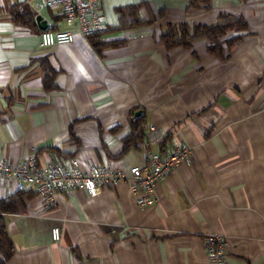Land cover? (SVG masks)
Listing matches in <instances>:
<instances>
[{"label":"crops","instance_id":"0c3cea01","mask_svg":"<svg viewBox=\"0 0 264 264\" xmlns=\"http://www.w3.org/2000/svg\"><path fill=\"white\" fill-rule=\"evenodd\" d=\"M15 6L40 16L46 31L70 28L40 0H0V163L145 167V139L122 153L136 113L163 132L155 150L185 143L192 157L144 209L125 183L95 198L57 194L53 204L23 192L22 211L3 215L14 247L5 264H207L214 234L223 237L226 264H264V0H211L191 10L186 0H101L98 47L75 34L70 44L42 48L44 31L18 24ZM129 8L141 24L131 25ZM225 17L243 19L246 30L232 49L223 44L221 58L207 40L187 49L160 40L168 26ZM17 193L0 181V202Z\"/></svg>","mask_w":264,"mask_h":264},{"label":"built area","instance_id":"2783aa9c","mask_svg":"<svg viewBox=\"0 0 264 264\" xmlns=\"http://www.w3.org/2000/svg\"><path fill=\"white\" fill-rule=\"evenodd\" d=\"M50 10L61 13L69 24L68 30L42 32L41 47L52 48L59 43H72L75 34L89 42V37L102 32L99 17L101 0H40ZM161 130L148 125L145 129V145L148 149L147 165L132 167L127 173L115 172L108 167H100L92 163L80 170L77 160L49 163L45 168L37 166L33 159L22 164L0 163V181L13 183L17 192L34 191L46 204L54 203V196L61 194L70 196L74 192L84 191L90 198L101 193L102 188H111L118 183H125L140 209L154 206L158 201L159 184L182 163L192 157V148L179 143L170 152H159L155 147L163 140ZM51 240H61V228L51 229ZM207 264H226L225 243L220 235L209 236L206 240Z\"/></svg>","mask_w":264,"mask_h":264},{"label":"trees","instance_id":"16d2710c","mask_svg":"<svg viewBox=\"0 0 264 264\" xmlns=\"http://www.w3.org/2000/svg\"><path fill=\"white\" fill-rule=\"evenodd\" d=\"M239 1L244 3L249 0ZM186 2L188 3V10L201 8L208 9L210 7L211 0H186ZM17 8L18 6H15L13 10L15 21L21 26L28 27L31 30H37L35 22L36 14L28 7H22L20 10ZM129 10V18L131 17L129 21L131 22V25L136 26L141 24L136 17V9L129 8ZM119 15H124V11L120 10ZM54 20L56 22L57 18H54ZM245 30L246 23L243 19L225 17L211 25L189 26L182 24L177 26H168L167 31L161 35L160 40L167 48L182 47L186 49L190 48L196 41L207 40L211 44L208 48L209 53L221 58L223 55V44H225L229 50L232 49L241 42L243 38L241 34ZM100 33L101 32L89 37V42L92 46L98 47ZM229 33L238 34L223 43L222 39ZM42 63L45 64L47 62L44 60ZM47 75L48 76L44 78V86L46 90H50L53 87L51 79L53 77V72L50 71ZM144 121L145 120L142 114L133 119L131 123V132L125 139L122 153H126L130 150V148L135 147L138 142H142L145 139L146 128L144 127ZM27 195L28 193L19 192L13 199L7 202H0V264H5L14 252L13 244L6 231V220L3 215L21 212L23 209L21 202ZM18 203L20 204L18 205Z\"/></svg>","mask_w":264,"mask_h":264},{"label":"water","instance_id":"95a60500","mask_svg":"<svg viewBox=\"0 0 264 264\" xmlns=\"http://www.w3.org/2000/svg\"><path fill=\"white\" fill-rule=\"evenodd\" d=\"M36 23L38 28L41 31H46L48 28V23L46 21H44L40 16L36 17ZM135 116H139V113H136Z\"/></svg>","mask_w":264,"mask_h":264},{"label":"rangeland","instance_id":"374dc122","mask_svg":"<svg viewBox=\"0 0 264 264\" xmlns=\"http://www.w3.org/2000/svg\"><path fill=\"white\" fill-rule=\"evenodd\" d=\"M41 13H42L44 16H45V15H48V14L46 13V11H45V10H44V11H42Z\"/></svg>","mask_w":264,"mask_h":264}]
</instances>
